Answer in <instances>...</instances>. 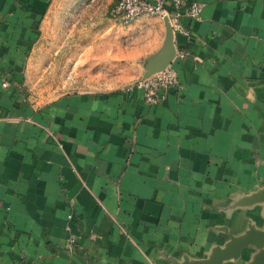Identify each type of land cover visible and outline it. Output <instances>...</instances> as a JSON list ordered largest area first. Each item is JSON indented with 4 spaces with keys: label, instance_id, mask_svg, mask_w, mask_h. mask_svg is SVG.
<instances>
[{
    "label": "crops",
    "instance_id": "crops-1",
    "mask_svg": "<svg viewBox=\"0 0 264 264\" xmlns=\"http://www.w3.org/2000/svg\"><path fill=\"white\" fill-rule=\"evenodd\" d=\"M199 1L202 17L174 37L187 51L180 84L148 103L125 86L147 64L34 102L15 47H29L25 60L53 45L56 60L69 45L73 69L124 67L161 48L165 19L124 24L109 10L96 28L93 0H0V264H185L264 231V0ZM121 26L124 38L108 37Z\"/></svg>",
    "mask_w": 264,
    "mask_h": 264
},
{
    "label": "rangeland",
    "instance_id": "rangeland-1",
    "mask_svg": "<svg viewBox=\"0 0 264 264\" xmlns=\"http://www.w3.org/2000/svg\"><path fill=\"white\" fill-rule=\"evenodd\" d=\"M116 0H93L94 13L92 21L96 28L107 25L110 7ZM81 4V3H80ZM96 31H99L96 29ZM108 37L124 38L123 26L121 29L117 27L109 31ZM117 40V39H116ZM113 44V43H112ZM114 45L106 46L113 47ZM46 47V49H44ZM102 46H96V52L101 51ZM124 47V44H121ZM132 47L128 44L127 49ZM125 48V47H124ZM25 49V50H24ZM28 46L17 45L15 47L16 69H24V86L26 96L34 102H46L59 96L63 90L84 88L86 85L99 84L104 80L111 79L109 74L114 72H123L129 74L135 71L133 64H147L146 57L138 60L136 63L132 60L125 59L126 66L122 67L116 61L111 60H94L92 62L81 61L73 69L76 62L71 61L69 57L71 46L64 45L61 47L59 58L54 59V46H40L39 44L30 47L31 53L24 60L23 56L28 52ZM126 49V48H125ZM67 54V56H66ZM135 80V79H133ZM132 80L125 83V86L131 83ZM17 83V82H16ZM18 85V84H17Z\"/></svg>",
    "mask_w": 264,
    "mask_h": 264
},
{
    "label": "built area",
    "instance_id": "built-area-1",
    "mask_svg": "<svg viewBox=\"0 0 264 264\" xmlns=\"http://www.w3.org/2000/svg\"><path fill=\"white\" fill-rule=\"evenodd\" d=\"M203 4L199 0H117L110 9L111 16L124 24H130L143 15L168 18L175 34H190V28L184 17L200 19L203 15ZM187 51L177 48L172 62L161 70L149 75H142L126 85L137 87L143 91V97L148 103H158L168 97L170 88L180 84L179 73L174 62L183 59ZM8 85L7 81L3 82ZM72 213L69 217H72ZM77 241L75 234H70L68 245L73 246Z\"/></svg>",
    "mask_w": 264,
    "mask_h": 264
},
{
    "label": "water",
    "instance_id": "water-1",
    "mask_svg": "<svg viewBox=\"0 0 264 264\" xmlns=\"http://www.w3.org/2000/svg\"><path fill=\"white\" fill-rule=\"evenodd\" d=\"M165 22L166 38L161 48L148 56L144 72L145 76L169 65L175 55V33L168 18H165ZM251 243L257 246H264V231L250 227L245 234L241 236H232L230 244L224 248L218 249L213 259L196 260L193 262L186 261L185 264H223L225 258L239 256L242 249ZM252 264H264V249L255 256Z\"/></svg>",
    "mask_w": 264,
    "mask_h": 264
}]
</instances>
